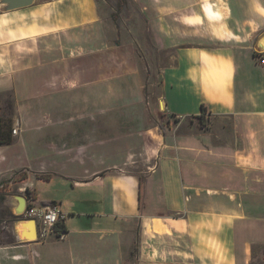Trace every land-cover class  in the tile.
Masks as SVG:
<instances>
[{"label":"crops","instance_id":"crops-1","mask_svg":"<svg viewBox=\"0 0 264 264\" xmlns=\"http://www.w3.org/2000/svg\"><path fill=\"white\" fill-rule=\"evenodd\" d=\"M138 1L171 51L153 118L132 111V79L75 75L49 48L102 51L98 0L0 10V103L18 128L0 148H18L37 203L67 213L64 236L0 245V264H125L134 243L137 264H264V0ZM2 154L0 175L16 171ZM55 175L75 193L40 195Z\"/></svg>","mask_w":264,"mask_h":264},{"label":"rangeland","instance_id":"rangeland-1","mask_svg":"<svg viewBox=\"0 0 264 264\" xmlns=\"http://www.w3.org/2000/svg\"><path fill=\"white\" fill-rule=\"evenodd\" d=\"M103 12L104 23L102 26V40L103 49L97 53L89 50L84 51L81 44L82 41L77 39H68L62 43V38L54 37L53 46L50 49L59 50L60 55L70 57V65L72 73L75 75L82 74L83 77H94V68L101 71L102 77L112 80H118L120 83L125 78L133 80V84L140 87L141 97L139 101L133 104L132 111L146 112L148 116L153 118V104L159 95V82L162 67L168 62L170 50L160 48L156 38L151 30L150 23L146 22L145 13L141 1L132 0L129 5L122 11L119 18L120 33L114 26L111 14L116 11V0H98ZM86 32V31H84ZM93 32L78 33V35L85 36L83 39L86 47H92L90 42ZM77 35V36H78ZM86 52V53H85ZM262 63L263 56L256 54ZM98 71V70H97ZM136 82V83H135ZM115 89V87H113ZM118 89V88H117ZM120 92L124 90L122 85H119ZM8 96H4L0 103V115L6 120H13V128L15 127L14 110L15 102L9 103ZM13 100V99H12ZM124 106V105H120ZM119 106V107H120ZM105 109V108H104ZM126 110V108H125ZM166 119H162L163 122ZM104 122V121H103ZM13 132V131H12ZM14 134V133H13ZM1 151H4V156H8L9 160L7 166L14 172L0 175V245H8L15 243L19 238L16 233V223L19 220L25 219L23 215L18 216L14 208L16 206V196L25 195L30 199L31 194L26 190V179H22L28 173L22 167V162L19 157L12 155L18 152V148L14 145L12 149L7 151V148L1 146ZM3 153V152H2ZM24 156V153H22ZM22 158V157H21ZM36 167V163L34 164ZM75 169L79 166H72ZM68 168V167H67ZM69 169V168H68ZM32 182L36 181L35 173L30 178ZM70 181H64L61 177L55 175L51 182L40 181L39 193L40 195H51L57 197H70L74 192H70ZM82 190L79 192L81 193ZM78 192V191H77ZM79 198V195L78 197ZM14 201V202H13ZM88 220V219H87ZM86 220V221H87ZM135 239L138 238V228L134 225ZM135 251H131L126 255L125 264H137L136 246Z\"/></svg>","mask_w":264,"mask_h":264},{"label":"built area","instance_id":"built-area-1","mask_svg":"<svg viewBox=\"0 0 264 264\" xmlns=\"http://www.w3.org/2000/svg\"><path fill=\"white\" fill-rule=\"evenodd\" d=\"M264 62V58H262ZM13 133H18V128H13ZM26 219H35L37 222L38 240H48L54 234L64 236V231L59 226L65 223L67 213L57 203H37L30 196L27 208L23 214Z\"/></svg>","mask_w":264,"mask_h":264},{"label":"trees","instance_id":"trees-1","mask_svg":"<svg viewBox=\"0 0 264 264\" xmlns=\"http://www.w3.org/2000/svg\"><path fill=\"white\" fill-rule=\"evenodd\" d=\"M132 0H116V11L111 14L112 20L114 23V26L117 30V33H120V25H119V18L120 14L122 11L129 5V3ZM12 102V99H9V103ZM13 120H6L2 115H0V145L3 144H11L14 141V134H13ZM27 175H25L22 179H25ZM38 177L49 179L50 175L48 174H38ZM27 192L31 194V196L35 199L37 198V195L35 192H32L29 188H26ZM140 205L143 203V198H144V179L142 178L141 183H140ZM59 229L62 231H67L66 227L63 224L59 226ZM135 251V246L131 248V254H133Z\"/></svg>","mask_w":264,"mask_h":264},{"label":"water","instance_id":"water-1","mask_svg":"<svg viewBox=\"0 0 264 264\" xmlns=\"http://www.w3.org/2000/svg\"><path fill=\"white\" fill-rule=\"evenodd\" d=\"M35 0H0V10L8 11L18 8H24L34 4ZM264 49L260 50V52ZM28 205V198L25 195L16 196V206L14 208L15 213L18 216L24 214ZM23 222V231L21 233V238L26 241L38 240V230L37 222L35 219H22ZM22 240V239H21Z\"/></svg>","mask_w":264,"mask_h":264},{"label":"bare ground","instance_id":"bare-ground-1","mask_svg":"<svg viewBox=\"0 0 264 264\" xmlns=\"http://www.w3.org/2000/svg\"><path fill=\"white\" fill-rule=\"evenodd\" d=\"M14 202V201H13ZM23 220H19V221H17V223H16V233H17V235H18V238H20V239H23V238H21V233H22V231H23Z\"/></svg>","mask_w":264,"mask_h":264}]
</instances>
